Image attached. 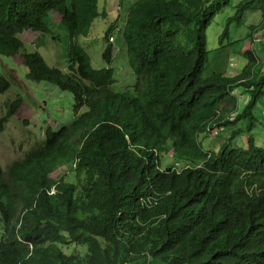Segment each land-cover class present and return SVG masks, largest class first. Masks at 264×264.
Instances as JSON below:
<instances>
[{
    "label": "trees",
    "instance_id": "16d2710c",
    "mask_svg": "<svg viewBox=\"0 0 264 264\" xmlns=\"http://www.w3.org/2000/svg\"><path fill=\"white\" fill-rule=\"evenodd\" d=\"M253 1L242 0L229 17L219 49H228L230 22ZM230 2L133 0L122 35L136 79L119 90L111 86L114 67L95 66L78 40L105 15L100 0H0V53L24 62L30 79L71 91L76 114L70 124L48 126L7 168L0 164V264H264V146L252 135L247 145L237 141L243 117L254 126L264 68H253L251 47L249 75L207 72V30ZM52 15L68 30L67 70L40 48L26 50L20 36L50 32ZM257 31L253 24L249 45ZM103 57L114 58L112 41ZM10 85L0 73V92ZM235 86L250 99L233 115L237 103L219 106ZM20 102H9L0 125ZM168 151L176 160L165 167ZM62 164L71 165L68 178L54 177Z\"/></svg>",
    "mask_w": 264,
    "mask_h": 264
},
{
    "label": "rangeland",
    "instance_id": "374dc122",
    "mask_svg": "<svg viewBox=\"0 0 264 264\" xmlns=\"http://www.w3.org/2000/svg\"><path fill=\"white\" fill-rule=\"evenodd\" d=\"M241 1L231 0L215 15L208 27V47L212 57V65H209L207 72H211L214 65L213 70L218 68L229 76L249 75L250 56L248 51H241V49L245 48L253 24L258 26L256 37L260 40L256 46L259 48V43L264 41V0H254L245 11L241 21L234 19L230 22L229 37L225 39V42H228V49L234 46L236 51L229 53L230 50L228 49L221 50L218 48L220 46L219 35L227 27L229 17L237 13ZM132 2L133 0H100V7L105 15H99L95 18L89 33L80 35L78 38L79 42L89 51L95 66L110 64L114 67L117 82L111 86L119 90L131 87L136 79L127 57L126 44L122 35L124 17ZM111 24L113 29L109 34V38H106V31ZM50 25V32H43V35H39L38 31L30 28L23 30L20 36L25 40L26 50L40 48L50 64L67 70V51L70 42L68 30L61 20H55L54 18L50 19ZM113 35L114 40L112 39ZM108 41H112L114 45V58L110 63L103 57L104 46ZM225 51H229L228 56L223 55ZM258 55L262 61L254 66L252 65L256 70L264 67V49L258 50ZM0 73L5 74L11 82V85L5 91L0 92V117L11 108V103L9 106L10 101L21 98L17 109L0 125V164L7 168L11 162L23 157L29 149L44 139L48 126L57 129L63 124L72 122L76 116L74 110L75 99L71 91L60 88L55 82L30 79L27 75L28 68L26 64L15 61L11 55L0 53ZM231 95L230 100L223 101L219 107L227 105L229 106L227 109H235L237 103L238 106L235 111L238 113L250 99V94L244 86H235ZM253 113L254 126L251 129L247 127L250 121L249 117H243L237 123V125L239 124L245 128L238 135L237 141L241 145H247L248 138L252 135L259 145L264 146V95L257 99L253 106ZM209 136L210 140L215 138L213 133H210ZM204 143L206 146L210 145L208 139ZM212 144L215 143L212 142ZM171 154L170 151L162 153L163 166L174 164L176 159ZM70 167L71 165L68 164L58 166L57 170L53 172V176L60 177L63 174L65 178H68L69 172L67 170ZM65 247L69 251H85V248L81 245L70 244ZM140 264L145 263L141 260Z\"/></svg>",
    "mask_w": 264,
    "mask_h": 264
},
{
    "label": "crops",
    "instance_id": "0c3cea01",
    "mask_svg": "<svg viewBox=\"0 0 264 264\" xmlns=\"http://www.w3.org/2000/svg\"><path fill=\"white\" fill-rule=\"evenodd\" d=\"M40 34L39 35H43V33H41V31H38ZM251 48V44L249 45L247 42H246V45H245V48H242L241 49V51H245L246 52V50L247 49H250ZM246 49V50H245ZM236 51V49H235V47L234 46H231L230 47V52L229 53H234ZM226 54H228V52L227 51H225L224 53H223V55L224 56H228V55H226ZM227 67H228V65H227ZM252 67V66H251ZM213 68H214V65H213ZM264 68V67H263ZM225 69H227V68H225ZM232 96L231 95H229V96H227L225 99H224V101L225 100H230V98H231ZM236 103V102H235ZM225 107H226V111H228V110H230V109H227V108H229V106H227V105H225ZM230 112H233V113H235V111L234 110H230ZM229 112V113H230Z\"/></svg>",
    "mask_w": 264,
    "mask_h": 264
},
{
    "label": "clouds",
    "instance_id": "9594fccd",
    "mask_svg": "<svg viewBox=\"0 0 264 264\" xmlns=\"http://www.w3.org/2000/svg\"><path fill=\"white\" fill-rule=\"evenodd\" d=\"M41 33H43L42 31H41ZM257 38V37H256ZM112 39L114 40V35L112 36ZM258 41H260V40H256V41H253L252 43H253V46H252V43H251V47L253 48V49H255V53H256V56H257V61H256V64L258 63V62H260L261 63V61H262V59L260 58V56L258 55V50H262V42L261 43H259V48L256 46V44H257V42ZM264 42V41H263ZM264 60V59H263ZM237 113V111L233 114V115H235Z\"/></svg>",
    "mask_w": 264,
    "mask_h": 264
},
{
    "label": "built area",
    "instance_id": "2783aa9c",
    "mask_svg": "<svg viewBox=\"0 0 264 264\" xmlns=\"http://www.w3.org/2000/svg\"><path fill=\"white\" fill-rule=\"evenodd\" d=\"M257 40H258V39H257ZM218 130H219V129H215L213 133H216V132H218Z\"/></svg>",
    "mask_w": 264,
    "mask_h": 264
}]
</instances>
